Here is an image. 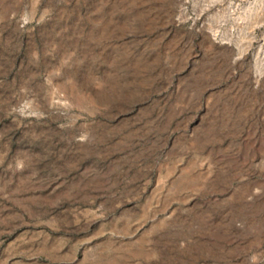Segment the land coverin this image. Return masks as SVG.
<instances>
[{
	"label": "rangeland",
	"instance_id": "obj_1",
	"mask_svg": "<svg viewBox=\"0 0 264 264\" xmlns=\"http://www.w3.org/2000/svg\"><path fill=\"white\" fill-rule=\"evenodd\" d=\"M0 264H264V0H0Z\"/></svg>",
	"mask_w": 264,
	"mask_h": 264
}]
</instances>
